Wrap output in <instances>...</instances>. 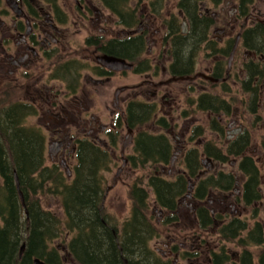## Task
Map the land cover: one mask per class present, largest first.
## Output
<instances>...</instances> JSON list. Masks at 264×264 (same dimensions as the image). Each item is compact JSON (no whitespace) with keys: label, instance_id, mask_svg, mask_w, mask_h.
<instances>
[{"label":"flooded vegetation","instance_id":"af4514ba","mask_svg":"<svg viewBox=\"0 0 264 264\" xmlns=\"http://www.w3.org/2000/svg\"><path fill=\"white\" fill-rule=\"evenodd\" d=\"M225 3L231 1L130 0L129 20L123 21L112 11L114 3H104V0H0V79L5 87L0 111L11 110V103L16 102L14 104L20 106L19 118L37 123L42 131H48L46 142L62 146L60 153L50 158L54 163L59 159L76 158L77 140L83 138L108 146L109 141L106 143L103 139L121 130L127 105L144 102L156 105L153 117L170 125L167 130L153 122L148 126L170 136L174 147L169 169L172 171L175 153H179L175 152L173 139L179 136H174V128L186 114L183 110L177 118L172 116L177 97L163 88L180 81L168 82L178 78L180 75L173 73L181 70L188 71L185 80L190 85L205 84L199 85V95L191 102L195 101L199 109L200 98L211 96L212 99L207 100L210 108L199 110L209 115L210 129L218 125L219 129L210 132H215L219 138L215 140L224 146L210 139H200L207 132L202 125L193 127L188 141L186 133L190 130L186 128L183 132L182 149L185 151L196 146L202 152L209 143L220 156L214 158L201 153L203 168L194 178V185H191L192 179L188 181V193L180 202V221L176 226H163L166 233L172 234L164 236L165 250L153 247L151 242L152 249L167 264H247V253L252 264H260L259 247L264 246V243L258 245L259 236L260 241L264 239V216L259 217L261 209L264 213V173L256 159L264 161V135L255 147L260 153L254 159L248 152L253 138L242 126L225 131L220 118L222 114L230 116L232 107L227 99L207 91V85H221L222 91L230 93L227 81L240 79L239 90L250 98L249 112L255 117L254 121L258 120L257 111L264 103V12L261 10L264 0H234L230 11L217 12ZM186 47L188 51L184 54ZM124 48L132 59L121 56ZM201 52L206 56L204 72L196 67L201 63L198 61ZM106 54L129 61L133 68H107L98 62L99 57ZM130 71L134 76L146 77L139 85L146 90L125 93L128 88L121 85V77ZM154 77L159 80H148ZM110 87L113 93L108 96ZM191 88L194 90L193 86ZM164 102L166 107L162 105ZM101 104L109 111L108 123L103 122L104 114L97 108ZM41 122L46 124L42 126ZM235 124L233 120L227 126L232 128ZM131 140L133 144V132ZM195 140L196 144L190 145V141ZM187 143L190 146L186 147ZM127 147L123 144V151ZM185 151L181 155L182 168L175 171L174 176L185 169ZM130 155H126L127 159L124 157L129 165ZM231 156L239 160L229 161ZM252 164L259 173V186L255 191ZM161 170L164 172L165 168ZM210 174L217 176L219 185L227 181L220 176L230 175L235 182L227 185L230 189L209 190L201 199L199 189L204 194L206 187H200L198 181ZM159 213L158 223L163 215L169 214L163 210ZM204 215L208 220L203 219ZM175 229L179 234L171 232ZM227 230L238 234L235 241L220 239L219 233ZM61 258L64 264H69L67 257Z\"/></svg>","mask_w":264,"mask_h":264},{"label":"trees","instance_id":"16d2710c","mask_svg":"<svg viewBox=\"0 0 264 264\" xmlns=\"http://www.w3.org/2000/svg\"><path fill=\"white\" fill-rule=\"evenodd\" d=\"M190 1L185 0L186 3ZM104 3H114L112 11H116L121 20H129L130 0H104ZM127 49H123L121 56L132 59ZM173 74L185 76L188 71ZM209 99L211 96L203 95L199 109H209ZM14 103H11V110L0 111V264H35L36 259L46 264H64L57 249L51 246L62 236L70 238L64 247L72 264H125V260L127 264H167L152 249L151 242L162 235L159 225L176 226L180 221V202L188 193V181L196 179L203 168L201 153L218 158V151L213 150L212 145L209 147V143L202 152L192 146L185 151L184 171L176 176H164L160 169L171 165L173 142L165 131L155 132L148 125L153 122L167 130L169 123L153 117L156 105L144 102L127 105L126 119L121 121L119 128L127 126L137 130L132 155L128 156L129 166L131 169L149 168L150 172L136 177L138 179L130 185V216L119 221L105 207L106 174L112 172L114 166L110 149L116 145L118 130L111 135L107 148L88 138L77 140L74 176L68 181L60 164L47 162L46 137L42 130L19 118L20 106ZM217 126L212 129H219ZM251 167L255 191L259 186V173L256 166L252 164ZM220 177L227 180L225 184L219 185L213 174L202 177L198 185L206 187V191L202 194L199 189L198 197L203 199L205 193L216 188L230 189L227 185L235 182L230 175ZM151 198L156 210L169 213L163 215L159 223ZM42 199H53L62 208L63 216L45 209ZM203 219L208 220V217L204 215ZM219 234L220 239L227 242L235 241L238 235L228 230ZM260 240L261 236L259 246L264 243V239ZM23 243L25 250L20 254ZM249 256L248 253L245 256L249 259L247 264H252ZM258 256V263L264 264V246L259 247Z\"/></svg>","mask_w":264,"mask_h":264},{"label":"rangeland","instance_id":"374dc122","mask_svg":"<svg viewBox=\"0 0 264 264\" xmlns=\"http://www.w3.org/2000/svg\"><path fill=\"white\" fill-rule=\"evenodd\" d=\"M231 3H225L223 5V9L219 8L217 10V12H221L226 13L227 11H230L231 6L234 3V0H230ZM212 6V5H211ZM261 10L264 12V5L261 7ZM239 48H241L239 46ZM188 51V47H186L184 49V54L187 53ZM204 52H201L198 57V61L201 62L200 64H198L196 67L199 68L201 71H203V66H205L207 63L204 60V58L206 57L205 55H203ZM234 71L237 72L236 67H234ZM204 72V71H203ZM132 72H127L126 75H122L121 77V85L122 86H126V88H128L125 93H137L138 91L142 90H146V87H142L139 88L141 81H143L144 79H146V77L143 76H139V75H133L131 74ZM160 78H169L168 76L165 77H160ZM148 80L153 81V82H157L159 80V77H154V78H149ZM199 81V80H198ZM196 81V82H198ZM199 85H205L203 83L201 84H193L190 85L189 82L185 79L177 81V82H172L170 84L169 87L167 88H163L167 91L171 90L172 93L174 94L175 97H177V102L174 103V113H172V116H174V118H177L179 114L182 115V111L185 110V113H187L184 117H182V119L180 121H178V126H176L174 128V136H179V138H177L176 140H174V143L176 145V149L175 152L178 151L179 153H175V158H174V162H173V168L172 171H169L170 166H166L164 167V176H174L175 175V171L179 170L180 168H182V164L181 163V159H182V153L183 151H185V148H183V142L182 139L185 138L183 132L185 131V129L187 128L188 130H190V132L186 133V140L192 136L193 133V127H195L196 125L201 126L203 128L207 129L206 132V136L201 137L200 139H210L213 140L214 143H217L218 146L223 148V144L222 142H219L218 140L215 139H219L216 135L215 132H210L212 129H210V123H209V115H207V113L205 111H200L196 104L195 101L191 102L193 99H195L198 95H199ZM207 85V84H206ZM227 85L230 87L229 90H231V92L226 93V91H222V87L221 85H214L212 87L208 86V90L210 91L212 94H217L219 96H221L224 99L228 100L227 104H230V106L232 107V113L231 115H227V114H222V110H220L219 112L222 114L221 115V120H222V126H224L225 131H229V130H234L235 128H238L239 126L243 127V131L249 132L250 137L253 138V142L250 145L249 148V153L251 154V156L256 159L258 158L257 155H259L260 152H258V149H255V147L259 146L260 140H261V136L264 135V103L262 104L261 108H259V110L257 111V113H259L260 117L258 118L257 121H254V116L252 113L249 112V100L250 98L247 95H244L240 89V79L235 78L234 80H229L227 81ZM191 86L194 87V90L191 88ZM4 82L2 79H0V97H3V90H4ZM225 89H228L227 86L224 87ZM185 90V91H183ZM113 93V88L110 87V90H108V96L109 94L111 95ZM124 92L122 94H125ZM113 96H111L110 98H112ZM241 99H244L243 101H241ZM241 101V102H240ZM246 102V103H245ZM110 103V102H109ZM167 103L164 102L162 105H164L165 107ZM111 107V106H110ZM97 108H99L103 114H104V118L103 122L104 123H108L109 122V117H108V113L109 111L107 110V108L105 107L104 104L101 105H97ZM108 114V115H107ZM171 115V111L169 112V116ZM233 120H235V125H232V128H228L227 125H229ZM27 124H34V125H38L37 123L34 122H29L27 121ZM42 126L44 124H46V122H41L40 123ZM127 126H124L122 128V130H120V132L118 134H116V145L114 148L110 149L114 158V166H113V170L112 172H109L106 174V179H107V188H109V190H107L106 188V200H105V207L108 210V212L111 213V215L116 216V218L119 221H122L123 219L127 218L130 216V212H131V200L128 197V190L130 185L139 177L142 175H147L150 172V169H143V167H135L133 169H131L128 165H129V161H127L126 165H123L124 162V157L125 159H127L126 155L129 153H132L133 151V144L131 145V142H129L128 147L123 151V143L126 139L129 140L128 135V130ZM43 134L46 135V138H48V131H46L45 129H43ZM136 134V130L133 131V137ZM199 140V139H198ZM197 140V141H198ZM224 142V139H221ZM104 142H111V137L107 140H104ZM130 141V140H129ZM188 141V140H187ZM48 143V141H47ZM196 144V140L195 141H190V145ZM180 145H182L180 147ZM188 143L186 144V147L190 146ZM224 151V150H223ZM47 158V162L51 163V159L49 157V155H46ZM229 161H235L237 162L239 160L238 157L236 156H231L228 159ZM259 160L258 164H259V168L261 169V173H264V161L263 159H256ZM59 164L64 162V164L67 166V169L73 168L77 162V159L72 157L70 160H64V159H59L56 160ZM128 164V165H127ZM228 164V163H227ZM62 166V165H61ZM227 166H231V165H227ZM62 169H64V166L62 167ZM65 170V169H64ZM161 170V169H160ZM69 171V172H70ZM119 172V175L117 174ZM72 173L70 175H67L68 181L70 179H72ZM192 183L191 185L194 183V179L192 178ZM194 185V184H193ZM151 191V190H150ZM152 196V193H151ZM42 206L45 209H49L52 210L54 212H56L60 217L63 216V211L62 208L60 207V205H58L53 199H51L50 201L47 199H42ZM21 203H24V200L21 199ZM151 205L153 206L152 203V198H151ZM259 208L261 209V207L259 206ZM152 209H154V206L152 207ZM159 210H155L154 215L156 217V219L160 218L159 216ZM264 216V213L261 209L260 211V215L259 217ZM159 228L162 230V233H164V235L160 236L159 239L157 240H153V247H158L162 250H165V246L163 245L162 241H167L166 237H164L167 234L172 235L171 233H166L165 230L163 229V225H159ZM173 229V228H172ZM181 230V229H179ZM171 232H174L175 234H179L178 230H171ZM69 237H60L58 240H55L51 243V246L56 248L59 255L64 254L63 253V249L65 248L64 245L66 244L67 240H69ZM73 262H71L70 264H72ZM180 264H184V263H180Z\"/></svg>","mask_w":264,"mask_h":264},{"label":"water","instance_id":"95a60500","mask_svg":"<svg viewBox=\"0 0 264 264\" xmlns=\"http://www.w3.org/2000/svg\"><path fill=\"white\" fill-rule=\"evenodd\" d=\"M98 62L100 64L106 66L107 68L111 69V70H121V69L124 70V69H131L132 68V65L130 63H128L125 59L109 56L107 54L99 57ZM183 79H186V77L172 78V79L168 80V82H171L172 80L173 81H177V80H183ZM131 133H132V130L129 129L128 137H129L130 141H131ZM129 140L127 139V142L125 141V143H124L125 146L130 142ZM48 146H49V154H52V153L53 154H58L59 151H60V148H61V145H58V144H55V145L50 144ZM118 174H119V172H118ZM15 178H16V182L15 183H17V186H18V189H19V183H18L19 181H18L17 175H16ZM109 188L107 190H109ZM20 195H21V191H20ZM24 249H25V244L23 243V245L21 247V253L24 252ZM126 261L127 260L124 261L125 264H127ZM35 264H46V263L44 261H42V260L36 259L35 260Z\"/></svg>","mask_w":264,"mask_h":264}]
</instances>
